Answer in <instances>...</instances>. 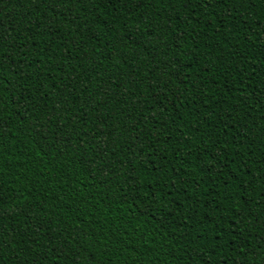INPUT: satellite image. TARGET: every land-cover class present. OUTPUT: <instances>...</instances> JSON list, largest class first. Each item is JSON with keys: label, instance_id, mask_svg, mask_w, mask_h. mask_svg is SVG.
<instances>
[{"label": "trees", "instance_id": "trees-1", "mask_svg": "<svg viewBox=\"0 0 264 264\" xmlns=\"http://www.w3.org/2000/svg\"><path fill=\"white\" fill-rule=\"evenodd\" d=\"M0 264H264V0H0Z\"/></svg>", "mask_w": 264, "mask_h": 264}]
</instances>
